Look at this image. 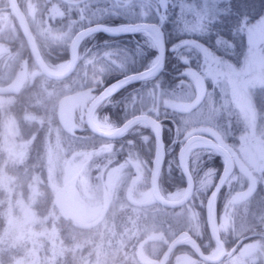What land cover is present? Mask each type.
Returning <instances> with one entry per match:
<instances>
[{"label": "rangeland", "instance_id": "374dc122", "mask_svg": "<svg viewBox=\"0 0 264 264\" xmlns=\"http://www.w3.org/2000/svg\"><path fill=\"white\" fill-rule=\"evenodd\" d=\"M93 1L98 5L97 12L108 10L111 17H125L110 24L129 19L150 20L145 17L154 16L155 12L162 15L167 5V0ZM217 2L174 0L177 6L175 14L180 13L183 18L189 19L193 28H199L217 10ZM97 12L96 16H99ZM262 18L264 11L253 21L242 23L245 44L234 59L216 54L194 38L169 36L167 42L165 36V45L172 48L181 59V69L185 70L179 81L178 92L172 89L171 94L166 91L163 96L164 103L175 110L177 117L174 136H178L181 143L191 132L207 133L224 143L234 159V169L228 175L233 181L222 193L224 198L230 196L233 210L223 220H217V224L224 237L238 235V247H227L225 243L226 251L215 264H257L264 261V218L260 214L264 200L257 202L256 199L248 198L255 181L263 177L264 123H257L255 105L254 113L247 111L246 106L244 111L237 106V101L244 105L245 92L252 94L258 85L264 84L258 79L264 77ZM28 19L37 37L53 40L47 38L42 23H36L32 16ZM73 31L69 28L63 38L71 39ZM138 31L145 34L156 48L154 40L145 31ZM10 36L15 37L13 45ZM18 40L17 26L11 15L6 13L0 16V85L9 84L18 73L25 75L21 85L33 78V66H20ZM185 40L195 43L181 44ZM156 53L157 49L143 61L141 67L151 63ZM65 59L53 66H60L66 62ZM105 59L109 66L128 72L135 70L139 52L127 48L114 49ZM99 62L96 64L99 65ZM81 90L82 100L86 101L94 93L89 88ZM15 91L0 92V191L7 198L5 221L0 231V248L4 250V247H11L14 250L11 260L4 264H64L63 256L69 248L74 250V261L78 264H144L143 261L156 264L162 242H141V239L158 234L156 229L160 227L155 210L149 211L145 202L152 197L149 173L153 153L149 164H146L136 148L131 147L134 150L132 153L122 152L119 141L112 139L117 136H103L92 131L96 134L93 135L84 130L80 134H73L78 126H82L81 120H77L74 114V102L67 107L62 119L56 113L59 120L56 124L46 115V108L52 107L51 104L47 106L40 95L37 98L34 96L35 104L31 106L39 114L27 107L16 114L10 104ZM150 91L146 90L142 96L148 95ZM58 94L53 100L55 110L59 98L65 93ZM85 102L77 107L82 119ZM97 118L107 127L118 124L109 118ZM137 123L147 125L143 122L134 124ZM152 143L154 152V136ZM30 150L33 151L30 153ZM215 152L203 145L189 152L188 166L194 179L193 191L181 204L161 209L162 225L167 227L172 224V228L178 231L190 229L194 232H199L203 227L205 215L200 207L206 197L202 199L198 191L206 192L207 195V190H210L223 165L221 155L218 169L212 161L204 162L205 159L213 158ZM30 157L35 160L30 161ZM26 159L30 162L26 163ZM113 167L114 171L107 173ZM180 178L184 179L182 174ZM166 182L170 184L174 180L167 178ZM158 185L164 188L160 179ZM184 187L185 180H182L178 186L162 190V193L175 197ZM116 193L117 196L113 197ZM127 197L139 204L128 205ZM108 203V208L103 211ZM60 214L67 215L73 228L65 224L67 220L61 222ZM252 221L260 222L258 231L263 234L248 238L246 234L252 228ZM80 226L91 227V232L81 233L80 236V232L78 234V230H74ZM65 229L70 233L66 231L65 235ZM178 231L173 233L167 229L164 234L169 239ZM214 247L215 242L209 244L206 251H212ZM196 257L181 249L172 261L173 264H206Z\"/></svg>", "mask_w": 264, "mask_h": 264}, {"label": "trees", "instance_id": "16d2710c", "mask_svg": "<svg viewBox=\"0 0 264 264\" xmlns=\"http://www.w3.org/2000/svg\"><path fill=\"white\" fill-rule=\"evenodd\" d=\"M4 3H6V0H0V4ZM166 4L167 5L165 10H163L162 15L155 12L154 16H147L145 18L155 20L162 26L167 42H169V36L173 38L191 37L203 42L216 54L224 58L231 59H234L237 55H239L245 44L244 28L242 23L253 21L264 11V0H218L216 6L217 10L214 12V14L210 16V18L205 19L199 28H193L192 25L189 24V19L183 18L180 13H177L178 15L175 14V9L177 6L174 3V0H167ZM7 9L13 19V22H15L17 26V33L20 37V40H18L19 50L23 45L18 55V60L21 63L20 66H33L36 68V64L29 54L25 39L17 23V20L10 9ZM171 9L172 11H170ZM245 17H247V19H245ZM124 18L125 17L122 15H116L106 19L109 22H117L123 20ZM34 35L40 53L47 62L54 64L59 62L61 59L68 58V46L67 48L64 47L61 50V47L48 44L45 40H41L39 37H37L35 33ZM10 40H12L11 45H13L15 37L12 38V36H10ZM124 48L139 52V59L136 61L135 69L140 68L143 64V61L156 52V48L151 44L146 35L140 31L124 32L120 34H107L100 30L91 32L85 35L80 41L78 47L79 59L76 66L69 74L61 78H52L44 75L37 69L30 81L25 80L19 89L13 92V99L10 102L11 108L16 110V114L18 112L21 113V109L23 107H27L31 112L39 114L35 110V107L32 109L31 106L35 104L34 96L37 98V95H40V97L44 98V103L47 106L50 104L52 106L49 109L46 108V115H48L47 117H49L53 124L58 123L59 120L56 116L57 111L53 106V100H55L57 94H61L63 92H74L82 88H89L96 92L109 80L120 74H123L124 72H127L119 70L118 68H115V66H109L108 62L105 63V58L108 57L109 52L114 51V49L118 51ZM87 57H93L94 63L85 65L84 59ZM98 62L99 65L96 64ZM181 62V59L176 56V53L172 50V48L166 46L164 64L158 73L125 84L102 100L95 108L96 115L99 118H109L118 123L128 115L138 111L149 112L160 120L165 147L164 159L158 174V180L160 179V183H163L164 185V188L160 187L161 191L172 189L178 186V184L184 180L180 178L182 172L179 168L176 158V150L180 144L179 137L174 136V122L177 117L175 116V110L171 106L165 104L163 101V96L166 91H169V94H171L170 90L177 89L178 92V86L181 84L179 82L180 78H182L183 73H185V70L181 69ZM96 76H99L100 78H97ZM146 90L151 91L148 95L145 94L144 97L142 95ZM251 97L255 105L257 123L262 124L264 123V84L258 85L251 94ZM80 105V103H76L74 114H76L75 116L78 117L77 120H81L82 126H78L76 128L78 130L73 131L72 133L80 134L83 132H81V130H84L85 132H90L91 134L96 135L88 129L84 120L78 115L77 107ZM52 122H50V124H52ZM47 125H49V123ZM127 137H129V139H127ZM152 138L153 135L150 127L148 125L137 123L133 124L126 131L112 139L119 141V146H121V149L123 147L122 152L127 153V150L125 149L129 146L136 148L141 154L143 161L146 162V164H149L153 153ZM31 151L33 150H30V153ZM212 156L213 158L205 159L204 162H207L208 160V162L212 161L211 163H213L214 167L218 169L221 164L219 158L220 154L215 152L212 154ZM29 160L34 161L35 159L30 157ZM30 161H27L26 159V163ZM167 178H171L174 180V182L169 184L166 182ZM232 181V177H227L216 195V215L218 221L223 220L227 216V213H230L233 210L230 196L224 198L222 194L225 192V188ZM208 191L209 190H207V192ZM198 192L202 199L206 197V192ZM2 193L3 192L0 191V231L5 221V204L7 201V198ZM248 198L251 200L256 199L257 202H263L264 172L263 177L255 181L254 188L248 194ZM197 205L199 206V203H197ZM163 207L168 208L167 206ZM200 208L204 210V204H202ZM260 214L264 218V208ZM60 216L62 220L61 222L67 220L65 224H69V228L72 227L70 226L71 224L69 223L70 221H68L67 215L60 214ZM252 222H254L252 228L247 230V233H250L248 238L254 237V234H251V232L258 230L260 225L259 221ZM90 228L91 227L80 226L74 228V230H78V234L80 232L81 236V233L89 234L91 232ZM188 230L196 236L199 244L205 251L208 250L209 244L214 242L208 231L206 222H203V227L199 232H194L190 229ZM66 231L70 233L68 229H65V235ZM220 232L222 235L221 230ZM74 237L78 238V235H75ZM237 237L238 235L232 236L230 238L224 237V241L226 245H230L237 239ZM262 237L264 239L263 235ZM163 244L165 245V243ZM181 249L187 250L193 257L197 256L196 251L188 243H179L175 246L173 253L170 254L166 264H173L172 260L176 254L175 252H179ZM13 255L14 250H12L11 247H4V250L0 248V264L10 261ZM74 257V250H70V248L67 249L63 256L64 264H78L74 261ZM200 260L206 264H215L217 262L206 261L204 259ZM263 262H257V264H262ZM194 264H199V262Z\"/></svg>", "mask_w": 264, "mask_h": 264}, {"label": "water", "instance_id": "95a60500", "mask_svg": "<svg viewBox=\"0 0 264 264\" xmlns=\"http://www.w3.org/2000/svg\"><path fill=\"white\" fill-rule=\"evenodd\" d=\"M8 4L12 8L15 17L17 19L20 30L25 39L29 54L31 55L33 61L35 62L38 69L46 76L60 78L67 75L76 64L77 55V43L82 37L94 30H102L108 34H119L124 32H135L138 30H145L147 28L151 29L154 34V42L156 45L157 53L154 60L146 66L141 68L128 71L122 75L115 77L114 79L105 83L98 91H96L88 99L84 112L83 119L86 126L93 132L109 137H115L123 133L129 126L136 122H143L150 126L155 147L151 160L150 173H149V186L153 197L163 205L175 206L184 202L192 193L194 187V179L192 173L188 166V155L193 146L203 145L209 149L218 152L222 156L223 165L212 184L210 190L208 191L205 201H204V214L205 221L211 236L214 239L215 245H218V251L216 253H210V251H204L200 246L197 239L187 230H181L176 233L166 244L162 252L160 253L157 264H164L167 256L174 246L181 242L189 243L197 255L207 261H217L221 258L223 253L226 251L224 241L220 235L217 217L215 200L216 195L226 180L228 175L232 172L234 168V159L230 149L222 142L215 139L213 136L203 133V132H191L188 134L179 144L176 151V158L179 168L183 174L185 180V187L183 191L175 196H169L160 190L158 185V173L164 159L165 147L162 138L161 123L157 117L149 112L140 111L135 112L124 118L118 124L111 127H104L96 124L92 119V113L95 111V107L109 96L111 93L122 87L123 85L132 82L137 79H141L150 75H154L160 71L163 67L165 60V35L161 25L155 20L138 19L132 21H124L118 24H107L102 22H94L86 24L78 28L72 35L69 45H68V59L66 60V65L61 70L54 69L41 55L38 45L35 41L33 33L30 29L29 23L25 16L24 11L18 4L17 0H8ZM23 80V74L18 73L13 78L12 82L7 85H0V92H9L17 90ZM80 96V91L68 92L63 94L57 103V115L59 118H63L65 115V107L67 103ZM201 141V142H198ZM191 145V147H189ZM187 149V151H185ZM210 208L214 211V220L212 221L210 217Z\"/></svg>", "mask_w": 264, "mask_h": 264}, {"label": "flooded vegetation", "instance_id": "af4514ba", "mask_svg": "<svg viewBox=\"0 0 264 264\" xmlns=\"http://www.w3.org/2000/svg\"><path fill=\"white\" fill-rule=\"evenodd\" d=\"M17 1L20 3V5H21V7H22V9L24 11V13L27 16V19L29 18V16H32V18H34V21L36 23H38V24H41L42 23L43 24V31H44V33H46L47 38L48 37H50V39L53 38V40H48L46 38L44 40L48 44H53L55 46L61 47V50L64 47L67 48L68 42L70 41V39L69 40H66L65 38H63L65 36V34L67 33V30H69V28H72L74 30L73 31V33H74L78 28H80V27H82V26H84L86 24H90V23H94V22H102V23L110 24V22L107 21L106 18H110L111 17V12L108 11V10H107L108 12L105 11V10H102L100 12H97V6L98 5L93 0H17ZM4 7L9 8L10 11L12 12V8L8 4V0H6V3L0 4V16L5 15L6 13H9L8 9L7 8H4ZM25 7H26V9H25ZM96 12L98 14L100 13L101 16L100 15L99 16H96ZM128 21H130V20H128ZM28 22H29V19H28ZM29 25H30V22H29ZM94 31H98V30H94ZM94 31H92V32H94ZM100 31H102V30H100ZM33 34H34V31H33ZM34 38H35V35H34ZM78 59H79V57L77 55V60H76L77 62H78ZM61 60H64V59H61ZM84 60H85L84 61V64L85 65H87V64H93L94 63L93 57H87ZM77 62H76V64H77ZM37 69L38 68L36 66V68L34 69L35 72H36ZM21 74H23V73H21ZM96 77L97 78H100L99 76H96ZM23 79H25V75L24 74H23ZM78 100H80V102H79L80 104H82L83 101L84 102L86 101V100H82V90L81 89H80V96L77 97V98H75V99H73V100H71V101H69L67 103V105L65 107V113H66L67 107L71 103H73V102L74 103H78ZM87 101L85 102V105H86ZM85 105H84V108H85ZM75 109H76V107L74 106V110ZM126 150H127V152L130 151V153H132L134 151V150H132L131 147L126 148ZM127 154H126V156H127ZM114 169H115L114 167L113 168H110L107 171V173H110V172L114 171ZM68 195L70 196V194H68ZM115 196H117V193L113 197H115ZM127 198H128V201H127L128 202V205H130V204L131 205L132 204L133 205L139 204L138 202L130 199L129 197H127ZM145 202H146L147 206H149V211L155 210V216H156V219L160 221V227L158 229H156L158 231V234H156L154 237H147L145 239H141V238L140 239H141V242L143 244H150L153 241L155 242V240H157L158 242H162L161 243V246H160L161 247L160 248L161 250L159 249L160 250L159 251V255H160V253L162 252V250L166 246L167 242L170 240V238H172V237H170L169 239H167V236L168 235L164 234V231L167 230V229H171V232L174 233V232H177L179 229L176 230L175 228H172L173 227L172 224L168 225L167 227L164 226V225H162L163 218L161 216V209L163 208V206H167L168 208H172V207H170L168 205H163L162 203L158 202L153 197V195H152L151 198H149ZM107 206H109V203L106 204L103 207L104 208L103 211L106 209ZM93 211L95 212V210H93ZM101 213H103V212H101ZM218 229H219V226H218ZM187 231H189V230L187 229ZM219 232H220V229H219ZM191 234L196 238V236L193 233H191ZM249 234L250 233H247L246 235L248 236ZM251 234H254V236H256V235H262L263 233L260 232V231H258V230H255V231H252ZM220 235H221V232H220ZM221 237H222V239L224 241V238H223L222 235H221ZM236 240L234 242H232L229 246L227 245V247H231L233 245L237 249L238 242H236ZM163 243H165V245ZM182 243H187V242H182ZM224 244H225V241H224ZM163 245H164V247H163ZM174 248H175V246H174ZM174 248H172V250L170 251L169 255L167 256L166 260L164 261V264H166V261L169 258L170 254L173 253ZM144 249H145V252H148L147 251V248H144ZM236 249H234V250H236ZM179 252L176 251L175 252L176 254L174 255V257L177 254H179ZM159 255H158V257H159ZM157 260H158V258H157ZM142 263L147 264L145 261H143ZM153 263H155V262H153ZM156 264H157V261H156ZM262 264H264V262Z\"/></svg>", "mask_w": 264, "mask_h": 264}, {"label": "bare ground", "instance_id": "6f19581e", "mask_svg": "<svg viewBox=\"0 0 264 264\" xmlns=\"http://www.w3.org/2000/svg\"><path fill=\"white\" fill-rule=\"evenodd\" d=\"M18 4L20 5V3L18 2ZM20 7H21V5H20ZM22 8V7H21ZM23 10V9H22ZM12 13L14 14V12H13V10H12ZM14 16H15V14H14ZM25 16H26V14H25ZM16 18V17H15ZM26 18H27V16H26ZM17 20V19H16ZM27 21H28V19H27ZM18 23V22H17ZM29 23V22H28ZM112 23V22H111ZM114 23V22H113ZM117 24V23H116ZM30 26V25H29ZM30 29H31V27H30ZM31 31H32V29H31ZM149 36H150V38H152L153 40H155V38H154V34H153V32H152V30L151 29H149V28H147V29H145L144 30ZM32 33H33V31H32ZM33 36H34V34H33ZM83 38V37H82ZM82 38L80 39V41L82 40ZM36 41V40H35ZM80 41H78V43H77V46H76V48H77V51H78V47H79V43H80ZM37 43V42H36ZM16 45V44H15ZM69 45V44H68ZM22 47H23V45H22ZM21 47V48H22ZM21 48H20V50H21ZM76 51V52H77ZM22 54V53H21ZM77 55H78V52H77ZM77 55H76V60H77ZM68 59V58H67ZM67 59H65V60H67ZM77 62V61H76ZM49 63V62H48ZM55 64V63H54ZM54 64H52L51 66L54 68V69H56V70H61V69H63V67L66 65V62H64V63H62L60 66H53ZM75 66H76V64H75ZM74 66V67H75ZM38 68V67H37ZM74 69V68H73ZM72 69V70H73ZM39 70V69H38ZM71 70V71H72ZM40 71V70H39ZM70 71V72H71ZM41 72V71H40ZM69 72V73H70ZM68 73V74H69ZM66 76V75H65ZM64 77V76H63ZM52 78H54V77H52ZM61 78V77H60ZM78 91H80V90H78ZM68 93V92H67ZM57 111V110H56ZM58 116V115H57ZM92 119H93V121L96 123V124H98V125H100V126H104V127H107V126H105L104 125V123H102L98 118H97V116H96V114H95V111L92 113ZM198 142H201V141H198ZM196 146H198V145H195V146H193V148L194 147H196ZM192 148V149H193ZM191 149V150H192ZM167 150V149H166ZM192 153V152H191ZM215 208H216V206H215ZM210 217H211V219H212V221L214 220V218H215V216H214V211H213V208H210ZM216 217H217V215H216ZM217 219V218H216ZM182 243V242H181ZM218 251V245H215V247H214V249L212 250V251H210V253H216Z\"/></svg>", "mask_w": 264, "mask_h": 264}, {"label": "clouds", "instance_id": "9594fccd", "mask_svg": "<svg viewBox=\"0 0 264 264\" xmlns=\"http://www.w3.org/2000/svg\"><path fill=\"white\" fill-rule=\"evenodd\" d=\"M258 79L260 80L261 83H264V77ZM244 97H245L244 105H241V103L237 101V106L241 107L242 111L245 110V106H246L247 111H251L254 113V103L252 101L251 94L245 92ZM189 147H191V145H189ZM185 151H187V149H185Z\"/></svg>", "mask_w": 264, "mask_h": 264}, {"label": "snow or ice", "instance_id": "6c2138e0", "mask_svg": "<svg viewBox=\"0 0 264 264\" xmlns=\"http://www.w3.org/2000/svg\"><path fill=\"white\" fill-rule=\"evenodd\" d=\"M245 19H247V17H245ZM262 19H264V18H262ZM192 43H195V42L194 41H188V40L181 42V44H185V45L192 44Z\"/></svg>", "mask_w": 264, "mask_h": 264}]
</instances>
